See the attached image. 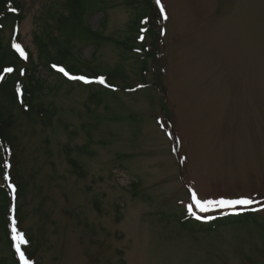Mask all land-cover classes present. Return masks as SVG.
<instances>
[{"label": "rangeland", "instance_id": "1", "mask_svg": "<svg viewBox=\"0 0 264 264\" xmlns=\"http://www.w3.org/2000/svg\"><path fill=\"white\" fill-rule=\"evenodd\" d=\"M17 1L23 21L2 45L19 49L17 69L34 68L46 85L35 102L52 112L13 110L26 186L10 220L18 263L264 264V0H159L162 29L145 36L146 0H90L84 23L104 38L74 39L73 54L122 72L117 99L106 93L100 105L95 88L62 85L38 60L34 38L54 32L67 0ZM189 206L203 222L253 211L261 225L199 231L182 224ZM0 264H14L1 233Z\"/></svg>", "mask_w": 264, "mask_h": 264}, {"label": "trees", "instance_id": "2", "mask_svg": "<svg viewBox=\"0 0 264 264\" xmlns=\"http://www.w3.org/2000/svg\"><path fill=\"white\" fill-rule=\"evenodd\" d=\"M89 1L90 0H67L64 6H62L63 10L59 13L58 19L53 21L52 25H50L56 27L54 32L47 35L42 34L35 36L34 44L38 51V60L42 59L43 56L48 60L45 66L48 69L49 75L57 78L62 85L77 83L85 85L88 89L91 87L95 88L92 89L95 93L90 94V99L100 105V98L105 96L106 93L110 94L113 92L112 95H114V99H117L115 93L118 92L119 88L111 82L118 77L120 78L122 72L120 69H116V71L108 72V74L105 75L100 73L101 71L99 72L97 66L93 65V61L89 63L81 62L73 54L72 49L74 47V39H77L80 36H85L98 43L99 40L104 38L101 31H94L88 24L84 23V19L87 16V6L89 5ZM130 2L133 6L138 7L143 4L141 0H130ZM146 2L151 11V17H147L145 13L140 15L138 24H141V36H145L148 32L159 34L157 29H162L163 23L159 3L157 0H146ZM23 11V6L17 0H0V102L3 101L1 95L3 94L8 98L7 102L9 104L6 108L0 104V233L6 241L11 255V262L14 264L19 263L16 258V248L12 238L10 220L12 216H17L18 214L16 201L18 196L21 193L23 194L26 186L22 182L23 180L18 173V159L14 152L15 138L11 135V129L14 127L13 110L18 105L17 103H20L22 105V108H20L28 116L36 114L49 119L52 113L50 109H42L43 105H39L35 102L39 98L38 96L46 90V85L43 81L36 79L34 68L27 69L23 66L21 70L17 69V66L19 65L18 61L19 59H22V54L19 49L10 47V50L8 49V52H6L2 45L5 28L10 26L13 31L15 27L18 30L23 21ZM105 17L106 15L103 17L104 21ZM145 24L147 25L144 29L143 27ZM20 39V34H16V43L19 44ZM135 39H130L122 45L131 49L132 47L128 44L134 42ZM109 41L120 45V41L114 37H111ZM143 42L144 39L142 38L140 43ZM140 53H144V58L142 60H144L143 64L145 70L147 66V58H153L152 51L146 48L143 51L141 50ZM31 59L32 54L29 53L28 63ZM38 65H40V62L37 63V67ZM55 66L63 69L67 76L64 73H59L53 70ZM5 71L9 72L5 73ZM101 80L103 83H101ZM168 121V119L165 120L167 123ZM68 163L72 167L73 173L76 176L84 178L83 168L78 162L73 160V158H68ZM7 184L12 185V187L15 188L14 194H10ZM257 219L258 218L253 211H247L234 215L216 217L207 224H200L194 222L191 218H188L187 215H185L182 218V224L186 226L190 223V226L193 229H198L199 231H211L217 227L224 226L231 221L258 225L260 223ZM26 253L29 254V251ZM29 256L31 257L30 254Z\"/></svg>", "mask_w": 264, "mask_h": 264}, {"label": "snow or ice", "instance_id": "3", "mask_svg": "<svg viewBox=\"0 0 264 264\" xmlns=\"http://www.w3.org/2000/svg\"><path fill=\"white\" fill-rule=\"evenodd\" d=\"M157 2L159 3V0H157ZM14 11V9H13ZM62 71V69H61ZM101 83H103V81L101 80ZM235 203H246V204H250L252 203V201H249V200H243V201H236ZM189 210L191 211V206H189ZM23 255V254H22Z\"/></svg>", "mask_w": 264, "mask_h": 264}]
</instances>
